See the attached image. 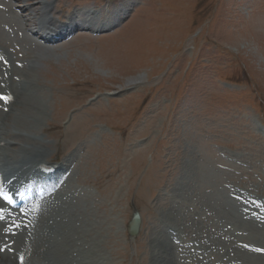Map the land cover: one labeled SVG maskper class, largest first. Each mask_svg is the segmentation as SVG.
I'll return each mask as SVG.
<instances>
[{
    "label": "rangeland",
    "instance_id": "374dc122",
    "mask_svg": "<svg viewBox=\"0 0 264 264\" xmlns=\"http://www.w3.org/2000/svg\"><path fill=\"white\" fill-rule=\"evenodd\" d=\"M43 1L61 26L76 15L113 26L44 45L30 69L38 48L14 21L30 13L0 0L14 79L28 69L36 80L9 114L12 157L64 164L45 192L77 191L74 203L111 220L109 264H264V214L248 198L264 197V0Z\"/></svg>",
    "mask_w": 264,
    "mask_h": 264
},
{
    "label": "bare ground",
    "instance_id": "6f19581e",
    "mask_svg": "<svg viewBox=\"0 0 264 264\" xmlns=\"http://www.w3.org/2000/svg\"><path fill=\"white\" fill-rule=\"evenodd\" d=\"M16 2H22L24 6L21 10L26 13H30V19L26 20L23 17L24 20H21V22L23 21L22 25L18 24L17 20L14 19L16 25H20L19 29L27 34L30 39L27 41L24 37H22L20 41L25 43L24 44L22 42L26 49H30L29 46L31 49H34V45L38 48V50L36 52L34 51L31 56H29V54L27 55L30 63V69L33 64H40L42 59L49 56L50 52L49 47L47 48L43 44L41 45L40 43H37V39L35 37L36 35L32 33L35 29L41 30L44 33L49 32V38H47V40L45 39V42L48 45H52L56 42L55 37L56 39L57 37L61 38V40L58 39L59 41H64L65 38L71 34L79 32H106L113 26L105 23L99 24L98 22H95L93 17L90 18L88 15L85 18L80 15L69 17V24L67 23L66 25L64 24L61 26L57 23V20L52 17L51 8H49L52 4L44 2L43 0H39L35 3H31L28 0H16ZM124 10L125 9L122 8L119 12L123 13ZM31 27L34 29H31ZM258 30H261V33L263 32L264 34V25L259 24ZM39 40H41V38H39ZM51 40L54 42L51 43ZM0 48L4 51V54L7 56L8 61L11 62L12 66L10 69L7 68V71H3L4 66L0 65V71L2 76H5V74L8 73L10 79H5L4 82L7 84V88L11 90L12 93H14V91L17 93L16 101L11 105V110L14 111V109H18L21 106V97L25 93H29V91H31L32 87L35 85L34 81L36 80L30 70L24 69V71H20L21 74L18 75V82L14 81L13 79L15 73L14 62H12V60H14L12 51L3 46H0ZM51 50H53V48H51ZM27 51L28 50H25L24 58L26 57ZM6 84L3 85L2 89V92L4 93H6ZM130 84L134 85L136 84V81ZM1 102L5 105V108L8 107L5 100ZM42 108L43 107L40 105V109ZM40 114L41 112L39 111L34 112L33 116L38 117ZM10 116L11 115L6 113V111H2L0 115V143H5V146L0 147V169L4 171L6 168V162H10L12 168L10 169L9 174H6V171H4L5 176L9 177L7 175H10L11 178L15 177V181L13 179L10 182L9 179V182L13 184L15 182L18 184L19 180L28 173V170H33L39 164L44 163L47 158H45L46 156L43 155V153H38L39 150H35L36 144L33 145L32 142L21 144L23 146H31L34 148H30L28 150V154L34 150L36 151L35 153L28 155L27 160L25 159V155L22 154H20L21 156L16 154L17 157H12L13 152L18 149V145L20 144L19 140L17 141V139H15V135L10 132L11 130L7 123ZM33 118H31L30 122L35 123L36 120ZM257 127V129L260 130V125ZM9 149H11V152L7 154ZM13 163H15V165H12ZM75 190H77V187H75ZM76 192L77 191L66 192V194L56 198V200H51L50 197L47 200H41V209L38 212L36 211L27 215L18 213L14 216H10L5 222L0 221V264H19V255H16L15 261L13 258V252L15 251L18 253H25L29 256L25 264L111 263L106 260L107 254H103V250L101 249V247H103L104 250L108 249L107 240L110 238V235H108L110 230L108 228L104 230L101 229V225L110 226L111 223L112 227V222L108 218H104V221L101 222L100 217H98L99 215L97 217H92L89 209H86L83 205L80 206L81 204L78 205L74 203L73 199L78 198ZM89 199H92L91 193L88 194L87 200ZM101 203L98 202L99 205H102ZM4 205L6 204L0 200V207H3ZM42 207H44L45 211ZM39 213L44 214L41 215ZM93 215H95V211ZM81 216L82 218H80ZM88 217L92 219L89 221L83 220ZM75 220H83V225ZM93 231L96 232L94 233ZM4 245H8L6 250L3 249ZM235 249H237V247ZM110 256L113 257L114 255L112 254ZM173 256L174 255H172V257ZM173 260L169 257V261L166 260L164 262L165 264H174ZM229 261H234V259L231 257Z\"/></svg>",
    "mask_w": 264,
    "mask_h": 264
},
{
    "label": "water",
    "instance_id": "95a60500",
    "mask_svg": "<svg viewBox=\"0 0 264 264\" xmlns=\"http://www.w3.org/2000/svg\"><path fill=\"white\" fill-rule=\"evenodd\" d=\"M142 219L140 213L135 209L132 221L129 226V232L131 236L138 235L141 229Z\"/></svg>",
    "mask_w": 264,
    "mask_h": 264
},
{
    "label": "snow or ice",
    "instance_id": "6c2138e0",
    "mask_svg": "<svg viewBox=\"0 0 264 264\" xmlns=\"http://www.w3.org/2000/svg\"><path fill=\"white\" fill-rule=\"evenodd\" d=\"M8 99H9L8 97L0 96V100L7 101ZM0 199H2L4 201L11 202L10 197L6 193H4L3 189H0ZM3 211H4L3 208L0 207V221H3V219H4ZM258 251H259V249H258Z\"/></svg>",
    "mask_w": 264,
    "mask_h": 264
}]
</instances>
